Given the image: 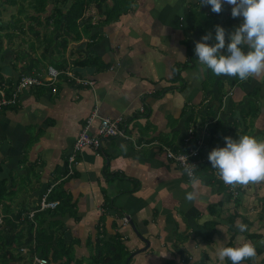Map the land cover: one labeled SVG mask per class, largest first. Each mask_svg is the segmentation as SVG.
<instances>
[{"label": "crops", "instance_id": "0c3cea01", "mask_svg": "<svg viewBox=\"0 0 264 264\" xmlns=\"http://www.w3.org/2000/svg\"><path fill=\"white\" fill-rule=\"evenodd\" d=\"M112 4L107 0L102 10ZM91 7L80 21V39L66 37L65 49L57 46L58 31L47 54L37 47L52 26L14 46L3 36L11 43L0 48V82L43 75L48 66L61 72L54 85L22 89L16 109L0 110V179L16 193L11 210L30 212L48 191L68 194L74 215L46 214L42 224L63 240L59 253L68 252V264H121L119 251L108 248L114 240L123 243L125 264H230L219 248L244 241L261 252L241 264H264V180L241 185L234 197L208 160L225 136L264 139V73L217 76L194 51L215 25L230 32L243 18L233 17L226 2L216 13L202 0H132L117 21L100 23ZM49 14L50 6L41 16ZM13 53L21 57L12 59ZM95 57L104 69L90 61ZM93 113L91 132L100 117L120 118L127 138L106 139L100 151L83 148L69 171L73 143ZM189 131L192 146L204 141L198 184L164 152L183 150ZM241 222L248 225L244 232ZM26 255L8 264L42 257ZM46 259L66 264L51 253Z\"/></svg>", "mask_w": 264, "mask_h": 264}, {"label": "clouds", "instance_id": "9594fccd", "mask_svg": "<svg viewBox=\"0 0 264 264\" xmlns=\"http://www.w3.org/2000/svg\"><path fill=\"white\" fill-rule=\"evenodd\" d=\"M225 2L232 5L231 15L242 17V22L230 32L217 24L214 32L208 31L202 35L194 48L198 60L217 76L226 74L245 80L249 76L264 73V0H202L216 13L221 12ZM223 139V146L214 147L208 153L211 167L217 170L220 178L230 185L264 180V139L250 134L238 138L225 136ZM194 167L189 163L185 170L191 182L198 184L201 181L193 171ZM186 197L194 199V194L186 193ZM30 212L23 216L28 217ZM238 228L244 232L248 225L241 222ZM255 255L256 246L250 241L238 246H222L218 250L219 258H227L232 264H241L246 258Z\"/></svg>", "mask_w": 264, "mask_h": 264}, {"label": "trees", "instance_id": "16d2710c", "mask_svg": "<svg viewBox=\"0 0 264 264\" xmlns=\"http://www.w3.org/2000/svg\"><path fill=\"white\" fill-rule=\"evenodd\" d=\"M4 1H6L10 5H15L17 3L16 0ZM106 1L107 0H53L52 3H49L48 0H33L30 7L36 15L30 16L29 19L31 21L36 22L38 28L36 29L34 27L29 26L28 30L31 33H34L36 37H38L40 36L39 30L41 28H47L49 26L53 27L51 33L45 32L44 39L38 42L37 47H43L42 54H47L49 48L52 47L53 43L55 42V40L53 39V34H55L57 31L59 32L58 37H60V41L58 42L57 46H60L62 49H65L68 42L66 37H72V35H74V39H80L79 24L85 14L88 12L92 3L98 9L101 18H103L102 20H100V23H109L112 21H117L120 16L126 14L130 10L132 5V0H112L113 4L111 6H107L104 10H102V5ZM49 6L51 7V14L47 15V17H45L42 21L41 15L48 11ZM10 27H15V20L13 21V23H7L6 27H4L3 24L0 25V30H8V28ZM89 28L90 25L85 24L82 27V30L84 32H88ZM5 35L9 40L14 37V34L10 33L9 30L7 31V33H5ZM16 57H21V55L17 54ZM90 61L94 63V65H96L99 69H104L105 67V65L101 63V60L98 57L90 59ZM20 76H18V79ZM17 80L15 82L13 80H10L6 83L4 81L0 82V90L5 93L6 98H10L11 91L14 88V85L17 83ZM18 101L14 105L2 106L0 110L16 109L18 107ZM65 173L66 175H68L67 171ZM7 183V179H0V205L2 206L1 215L4 214V216H0L2 217L1 219H3V223L0 225V228L2 227L5 231H7V233H3L4 237L1 241L0 264H8L12 261H21L23 256H18L15 253H18V251L21 250L22 246L29 247V254H34L35 252L38 254L42 253V257L48 258V255L51 253L52 260L63 261V259H65V263L68 264L70 260L65 257L68 252L63 253V256L61 253H59L61 245L63 244V240L54 238V232L52 230L49 231L46 228L42 227V224L46 214H49L51 216L65 213H69V215H74V207L71 203V197L64 192L51 193L50 191V193L48 194V200L58 201V206L53 210L38 211L35 213L34 218L30 220L27 216L21 215L27 210H18L15 213L11 210V205L9 204V201H12L11 199L16 193L13 190L8 189ZM60 187L61 185L59 184L57 188ZM228 198L230 197L228 196ZM36 209H38V206H36L33 210ZM26 213H28V211ZM8 231L10 232L8 233ZM208 232L206 233V236L203 237L205 243H209V239H211L209 237V235L211 236V234L208 235ZM233 232L234 234L236 233V231ZM109 244V249H112L115 252L116 250L119 251L118 254L115 253V257L117 258V260L121 259L123 261L121 264H125L124 259L126 258L127 252L124 253L123 243H116L114 240L110 241ZM260 249L256 248L258 254H260L261 252ZM250 259L251 258L246 260ZM166 264H170V262H167ZM230 264H232L231 261Z\"/></svg>", "mask_w": 264, "mask_h": 264}, {"label": "built area", "instance_id": "2783aa9c", "mask_svg": "<svg viewBox=\"0 0 264 264\" xmlns=\"http://www.w3.org/2000/svg\"><path fill=\"white\" fill-rule=\"evenodd\" d=\"M61 75V72L54 68L53 66H48L47 69L44 71V74H35V75H27L23 74L17 80V83L14 85V88L11 91L10 98L5 97V93L0 90V108L5 105H14L19 99V93L22 89L32 87V86H44V85H54L58 80V77ZM143 109H141V112ZM96 118L95 113L91 115L88 119L87 123L85 124L82 131L79 133L78 137L73 143L72 153L68 157L69 163V171L71 164H75V154L79 153L83 148L89 147L95 151H100L102 147V143L106 139L116 138V137H123L127 138L125 134V130L119 127V123L122 122L120 118L118 119H111L108 117H100L96 132H91L90 127L92 125L93 119ZM193 132L189 131L188 136L184 139L185 148L178 152H173L171 149L166 148L164 149L165 155L167 159L174 162L179 168H181L187 175L188 178H191L187 172L186 167L189 163L195 165L193 171L195 172L197 166L201 162L200 160V148L203 146V139L196 140L195 145L192 146L190 144L191 136ZM217 173V170L214 171ZM218 174V173H217ZM220 178V176H219ZM222 184L227 190L236 197L239 194V189L241 184L237 185H230L226 184L221 178ZM48 193L43 195L38 203L37 211L43 210H53L58 206V201H50L48 200ZM37 211H31L28 214V218L32 220L34 215ZM23 250V249H21ZM31 264H48V260L43 257H33V262Z\"/></svg>", "mask_w": 264, "mask_h": 264}, {"label": "rangeland", "instance_id": "374dc122", "mask_svg": "<svg viewBox=\"0 0 264 264\" xmlns=\"http://www.w3.org/2000/svg\"><path fill=\"white\" fill-rule=\"evenodd\" d=\"M16 1L17 3L15 5H10L6 1L0 0V20H3L4 22H9L10 20L13 22L16 18L19 20L18 22L15 23V27L8 28L9 32L14 34V37H12V40H11L13 46L20 44L22 39L27 41L29 38H32V34L28 30L29 26L38 28L37 23L29 19L30 16L36 15L35 12L30 7L33 0H16ZM91 9H93V7H91ZM42 21H43V18H42ZM20 29H21V32H20ZM0 31H1L0 32L1 33L0 34V45H1L0 48H2L3 50L4 47L6 46L9 49V45L7 43H11V42L7 38H3L7 30L1 29ZM0 53H2L1 50H0ZM16 56L17 54L13 53L12 59H15ZM4 73L5 72L3 71L2 74L4 75ZM27 211L23 212L21 215L22 216L25 215ZM1 213H2V206L0 205V216H1ZM1 218L2 217H0V225L3 223V219ZM9 232L10 231H8V233ZM3 233H7V231H5L2 228V230H0V248H1L2 238L4 237ZM29 250L30 249L28 248H24L23 250L20 251V253L23 254V257H25L27 256L26 254L29 253ZM0 252H1V249H0Z\"/></svg>", "mask_w": 264, "mask_h": 264}, {"label": "bare ground", "instance_id": "6f19581e", "mask_svg": "<svg viewBox=\"0 0 264 264\" xmlns=\"http://www.w3.org/2000/svg\"><path fill=\"white\" fill-rule=\"evenodd\" d=\"M202 147H203V146H202ZM202 147H201V148H202ZM202 161H203V160H202ZM226 190H227V188H226Z\"/></svg>", "mask_w": 264, "mask_h": 264}]
</instances>
